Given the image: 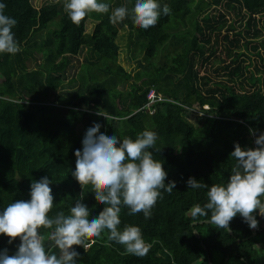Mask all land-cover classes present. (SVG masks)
<instances>
[{"label":"trees","instance_id":"trees-1","mask_svg":"<svg viewBox=\"0 0 264 264\" xmlns=\"http://www.w3.org/2000/svg\"><path fill=\"white\" fill-rule=\"evenodd\" d=\"M108 2L111 8H130L133 0ZM4 3L5 13L17 21L13 31L19 48L30 49L22 55L0 54V210L30 199L31 182L47 176L52 181L53 213L67 212L82 191L71 171L86 130L98 122L101 132L135 139L147 128L157 133L160 151L154 152V159L163 162L165 183L175 181L176 187L158 199L148 219L122 208L120 227L138 226L149 252L143 257L127 254L102 234L90 238L94 242L87 251L74 246L80 264H226L231 258L264 264V217L257 214L258 228L250 229L237 215L230 222V235L205 222L208 217H191L193 205L207 202V188L186 186L189 177L209 187L227 183L235 163L230 157L234 144L255 149L256 137L264 133V0H160L171 12L147 30L128 17L112 24L108 14L96 12L76 25L60 1L40 8L33 0ZM219 7L226 12L212 14ZM228 12L240 17L241 29L236 31L235 21L228 27L232 33L221 37ZM90 19L95 27L88 34ZM125 28L130 44L136 45L135 54L144 53L146 71L131 74L119 61L122 48L116 39ZM44 32L50 36L40 42ZM85 48L95 60L86 59L78 77L65 81L72 57ZM35 53L42 60L30 67L27 57L37 63ZM158 56L159 65L153 60ZM216 58L222 62L216 78L225 74L221 80L211 77L208 69ZM255 58L262 63L257 65ZM132 80L129 91L120 89ZM64 87L76 90L60 93ZM151 90L163 99L149 105ZM191 111L202 113V126L188 121ZM84 191L88 193L82 203L98 215L104 205L90 186ZM8 240L0 235V249L12 255L19 238L12 244Z\"/></svg>","mask_w":264,"mask_h":264},{"label":"clouds","instance_id":"clouds-1","mask_svg":"<svg viewBox=\"0 0 264 264\" xmlns=\"http://www.w3.org/2000/svg\"><path fill=\"white\" fill-rule=\"evenodd\" d=\"M5 8L4 0H0V54L14 55L20 51L13 31L17 21L5 13ZM63 8L76 25L96 12L108 14L112 24L128 17L145 30L171 12L167 4L161 6L160 0H133L130 8H111L108 0H64ZM101 127L94 122L85 132L82 148L75 150L71 176L82 191L67 212L53 213L52 181L47 176L31 182L30 199L10 202L0 210V235L9 237V244L19 238L14 254L9 255L7 248L0 249V264H80V253L74 246L82 245L87 251L94 242L90 238H101L102 234L122 245L127 254L143 257L149 252L150 244L138 226L120 227L121 210L126 207L129 215L142 213L145 219L150 218L158 199H163L165 192L171 194L176 182L165 183L168 173L163 162L154 159V152L160 151L155 131L145 128L133 139L101 132ZM249 131L256 136L254 129ZM255 144V149L234 144L230 157L235 163L227 183L209 187L188 178V188H207V202L189 210L194 220L208 217L207 223L228 231L232 219L239 215L250 229L258 228L257 214L264 217V133L256 137ZM88 186L104 205L98 215L82 203Z\"/></svg>","mask_w":264,"mask_h":264},{"label":"rangeland","instance_id":"rangeland-1","mask_svg":"<svg viewBox=\"0 0 264 264\" xmlns=\"http://www.w3.org/2000/svg\"><path fill=\"white\" fill-rule=\"evenodd\" d=\"M61 2L62 3V7H63V3H64V0H33V4L36 8H40L46 4H53V3H57V2ZM64 11V8L62 9ZM218 12H226V9L224 8H218L217 10L214 9L212 11V14H215L217 15ZM226 19H227V23L223 26L222 28V31H221V37L225 34H231L232 31L229 30V26L230 25H233L235 21L236 22V31H239L241 28V21H240V17L239 16H236V13L234 14V12H231V13H226ZM58 20V19H57ZM57 20L56 22H54L55 24L57 23ZM223 23L220 21V24ZM235 25V24H234ZM95 27V22L93 20H88L87 23H86V33L90 34L93 32V29ZM42 36L40 37V42L45 40L47 37L50 36V32H44L41 34ZM39 40V39H38ZM262 41V40H260ZM116 42L118 45L121 46L122 48V54H121V59L119 60L120 63L123 65V67H125V69L131 73V74H135L137 71L141 70V71H146V66H147V63L146 61L144 60V53H140L138 52L137 54H135L134 50L136 49V45L134 44H130V33H129V30L127 28L123 29V30H120L118 36H117V39H116ZM224 44V42H222ZM252 43H256L258 44L259 42L257 40H254ZM27 49V51L30 49L29 47L27 46H23L22 48H20V51L19 53L22 55L24 54V51ZM262 50V53L264 52V48H261ZM33 51V49L31 51H29L30 53ZM219 55L220 52L218 53ZM89 55V52H88V48H85L83 50V52L77 56H74L72 57L71 59V64L67 70V73L65 74L64 78H65V81H69L71 80L72 78H75V77H78L80 71H81V67L82 65L84 64L85 60L86 59H90V60H95L96 56H88ZM222 56V55H221ZM220 57V59H223V57ZM35 58L38 59V62L37 63H33V60L31 58V56H28L27 59H29L31 61L30 63V67H36L39 62L42 60L41 56L37 53H35ZM156 57L154 60V63L159 65L160 64V60H158ZM220 59H214L210 62V64L208 65V67L212 66L211 69H209V73L211 74V77L217 79V80H221L223 79V76L225 74H223V72H220L219 73V78H216L218 73L215 72L216 69H219L220 66H222V62ZM255 61L257 65H260L262 62L258 59L255 58ZM133 80L132 81H126L125 83H123L121 86H120V89L122 91H129L130 90V87H131V84H132ZM73 90H76V88H72L70 90V88H62V89H59V92L60 93H65V92H69V91H73ZM204 109H209L208 106H205ZM202 113L201 112H197V111H191V113L188 115V121L194 125V127H200L202 126V123H203V120H202ZM226 264H244L241 260H238V259H234V258H231V259H226Z\"/></svg>","mask_w":264,"mask_h":264},{"label":"built area","instance_id":"built-area-1","mask_svg":"<svg viewBox=\"0 0 264 264\" xmlns=\"http://www.w3.org/2000/svg\"><path fill=\"white\" fill-rule=\"evenodd\" d=\"M148 99L150 100L149 105H151V104L155 103L156 101L162 100L163 97L160 95H157L154 90H151L149 95H148Z\"/></svg>","mask_w":264,"mask_h":264},{"label":"water","instance_id":"water-1","mask_svg":"<svg viewBox=\"0 0 264 264\" xmlns=\"http://www.w3.org/2000/svg\"><path fill=\"white\" fill-rule=\"evenodd\" d=\"M205 222H206V221H205ZM195 225H196V224H195ZM228 232L230 233V235H233V232H232V230H231L230 227H229ZM194 233H195V235H196L197 238H200V234H199L197 231H194ZM210 264H211V262H210Z\"/></svg>","mask_w":264,"mask_h":264}]
</instances>
